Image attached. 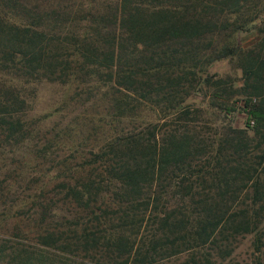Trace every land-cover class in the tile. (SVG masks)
Here are the masks:
<instances>
[{
	"label": "trees",
	"instance_id": "trees-1",
	"mask_svg": "<svg viewBox=\"0 0 264 264\" xmlns=\"http://www.w3.org/2000/svg\"><path fill=\"white\" fill-rule=\"evenodd\" d=\"M67 1L0 0V264H264V0Z\"/></svg>",
	"mask_w": 264,
	"mask_h": 264
},
{
	"label": "rangeland",
	"instance_id": "rangeland-1",
	"mask_svg": "<svg viewBox=\"0 0 264 264\" xmlns=\"http://www.w3.org/2000/svg\"><path fill=\"white\" fill-rule=\"evenodd\" d=\"M77 0H68L66 2V5H68L67 8H71L69 5H72ZM80 1V0H78ZM85 6V5H84ZM95 7L97 10L100 8V5L98 3L94 4H88V8ZM73 8H76L75 5ZM258 24V21L252 22V25L250 27H247L242 32L239 33V39L241 41V45L245 49H250L254 46L255 41L258 38V33L256 31V25ZM243 58L241 60L238 57H235L231 60L229 59H223L221 61H217L210 69L209 71L211 73H228V76L234 77L236 79H241L242 77V66H243ZM10 75H4V78H8ZM241 83V82H238ZM40 98L38 100V103L34 104L32 112L29 114V118H33V120H38L39 124H42L41 127V133H39V139L43 136L52 135V130L54 127H56L58 124L61 125V123L66 122L70 120L75 113H71L69 110H59V106L61 103L59 102L60 94L62 89H66L65 86L59 85L57 83H51V84H45L43 86H40ZM65 93V92H64ZM188 101L193 102L196 104V106H202L205 107L206 99L202 95H197L193 98H190ZM239 103V102H237ZM238 105V104H236ZM78 110L75 111H81V107H77ZM236 110L226 113L218 114L216 112L212 113L211 111H206L209 114V121L217 126H220L222 124H226L228 122H231L233 126L236 127H243L244 126V113L239 109L238 106H236ZM58 127V126H57ZM44 133V134H43ZM47 167V166H45ZM235 250L233 252L232 258L227 261L228 264H244L245 261H247L248 256L250 255L252 251L251 246V238L250 236H244L239 237L237 242L234 243Z\"/></svg>",
	"mask_w": 264,
	"mask_h": 264
}]
</instances>
